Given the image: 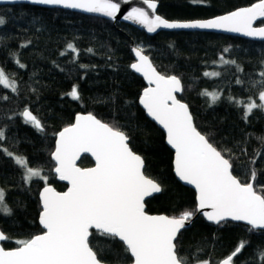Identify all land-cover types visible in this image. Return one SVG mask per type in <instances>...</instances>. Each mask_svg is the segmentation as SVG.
Returning <instances> with one entry per match:
<instances>
[{"label": "trees", "instance_id": "1", "mask_svg": "<svg viewBox=\"0 0 264 264\" xmlns=\"http://www.w3.org/2000/svg\"><path fill=\"white\" fill-rule=\"evenodd\" d=\"M155 1L157 13L162 17L192 20L224 14L258 0ZM0 16L6 20L5 25H0V68L7 74L15 73L18 87V92L14 93L0 86V97H9L0 99V128H5L8 137L2 146L26 157L29 166L43 168L48 176L46 183L58 191H63L66 185L57 181L52 171L51 153L56 133L70 125L77 113H92L102 122L130 133V147L145 158V174L161 182L164 191L145 201L148 213L174 216L185 209H196L194 191L183 186L173 174V153L165 143L164 133L138 103L145 83L130 68L134 61L131 46L142 50L161 74L181 79L184 90L179 99L189 106L198 131L218 150L231 149L238 157L237 165H247L254 150L261 147L255 137L264 136V113L255 111L245 123L244 108L229 103L227 97L231 95L244 101L249 96L257 98L258 89L249 81L259 79L264 41L198 31H160L148 35L125 22L24 3L0 5ZM256 25H264V19ZM29 41V46L21 47ZM69 42L79 50L75 62L73 53L66 47ZM89 48L93 52H88ZM225 48L229 52L224 53V58L235 60L243 72H237L236 65L220 61ZM17 59L26 67L20 68L15 62ZM81 64L89 67L81 68ZM205 72L220 75L206 77ZM237 77L245 83L237 84ZM73 85L78 86L80 101L67 95ZM205 89L219 91L221 100L209 106L208 97L200 95ZM26 106L46 126V135L25 124L20 116L12 115ZM246 137L249 140L245 145ZM244 147L247 155L241 153ZM225 156L227 158V153ZM79 165L88 167L92 161L83 156ZM254 167L259 170L257 186L264 187V155L257 159ZM233 174L242 183L249 182L245 171L235 170ZM22 175L23 171L12 159L0 152V187L5 189V202L13 213L11 217L0 214V230L7 237L2 242L5 249L17 247L16 240L29 239L42 232L38 221L41 211L38 195L45 182L34 179L24 185ZM241 239L249 240L250 244L234 264L246 261L264 264L255 257L257 248L264 249V230L249 233L245 224L237 222L221 227L207 222L201 215L180 235L179 255L188 256L195 264L193 253H196L200 260L211 259L215 264L226 258ZM99 240L104 242L103 237ZM116 247L120 248L118 242ZM198 247L204 251L197 253ZM106 259L108 264H116L114 257Z\"/></svg>", "mask_w": 264, "mask_h": 264}, {"label": "snow or ice", "instance_id": "2", "mask_svg": "<svg viewBox=\"0 0 264 264\" xmlns=\"http://www.w3.org/2000/svg\"><path fill=\"white\" fill-rule=\"evenodd\" d=\"M30 2L80 9L111 18H115L120 10L117 0ZM143 2L148 9L155 10L157 7L155 0ZM200 2L202 0H193V3ZM123 18L143 25L149 33H155L158 29H221L264 39V26L253 25L258 18H264V0L207 20L170 22L154 11L150 15L139 7L132 8ZM5 24V18L0 16V25ZM30 43L21 47H27ZM66 47L73 53L75 62L79 50L71 42ZM87 51L93 52V49ZM134 51L138 62L130 67L142 73L149 84L143 89L139 103L147 115L166 131L167 144L174 149L176 176L195 186L196 209H185L174 216L148 215L144 210L145 198L161 194L164 191L161 182L145 174V158L130 147L131 134L114 124L102 122L92 113L77 114L75 123L56 133V146L51 158L56 164L54 172L60 180L68 181L70 185L65 192H57L46 183L48 176L43 168L29 166L26 157L4 148L3 142L8 137L5 128H0V152L23 171L21 180L24 185H29L34 179L45 182L40 191L42 210L39 224L42 233L29 239L16 240L17 247L11 250L0 246V264H108V256L114 257L116 264H127L128 260L132 264H192L188 256L179 255V237L192 224L198 212L217 226L244 222L249 233L264 230V187L257 186L259 170L254 167L257 159L264 155V136L255 137L261 147L254 150L247 165H237L238 157L231 149L218 150L205 134L198 131L189 106L177 98V94L184 90L181 79L176 75L160 74L149 58L142 55V50ZM228 52V48L223 50L220 61L225 65H236L237 72H243L235 60L224 58V53ZM12 55L16 56L15 53ZM15 62L20 68L26 67L18 59ZM259 63V79L249 81L253 88L258 89L257 98L249 96L244 101L231 95L227 97L229 103L244 108L242 119L245 123L255 111L264 113V59ZM80 67L89 66L81 64ZM203 75L213 77L220 73L205 72ZM235 82L245 83L239 77ZM0 86L18 92L15 73L7 74L0 68ZM32 91L36 92V89ZM67 95L81 100L77 85H73ZM200 95L208 97L209 106L221 100V93L216 90L209 92L205 89ZM0 99L7 100L9 97ZM12 115L20 116L25 124L46 135V126L27 106ZM248 140L246 137L245 145ZM82 152H90L95 157V167L81 169L76 166L75 161ZM241 153L247 155L246 147L241 148ZM235 170L245 171L249 182L242 183L233 174ZM5 197L6 191L0 187V214L11 217L12 209L5 202ZM100 237L104 238L103 243ZM6 239L3 230H0V241ZM249 244L247 239L239 240L227 257L215 264H234ZM203 251L202 247L196 249L197 253ZM193 257L195 264H212L211 259L200 260L196 253H193ZM255 257L257 262L264 261V249L257 248Z\"/></svg>", "mask_w": 264, "mask_h": 264}, {"label": "water", "instance_id": "3", "mask_svg": "<svg viewBox=\"0 0 264 264\" xmlns=\"http://www.w3.org/2000/svg\"><path fill=\"white\" fill-rule=\"evenodd\" d=\"M117 2L120 3V10L117 12L115 18L106 17V16H103V15L98 14V13H88V12H85V11L80 10V9H66V8H63V7H60V6H51V5H39V4H33V3L30 2V0H0V5H12V4H20V3H24V4H29V5L39 6V7L60 8V9L70 10V11L77 12V13H81V14H84V15H89V16L100 17V18H103V19H108V20H111V21H113V22H116V21H119V22H125V23H127V24H130V25L134 26L135 28H137V29H139V30L144 31V32H145L146 34H148V35H153V34H156V33L160 32V31H198V32H211V33H216V34H223V35L235 36V37L245 38V39L254 40V41H264V39H261V38H259V37H249V36H245L243 33H240V32H230V31H225V30H221V29H158L155 33H149V32L147 31V29H146L143 25L138 24V23H136V22L133 21V20H125L123 17H124L129 11H131L132 8H135V7L144 8L145 11H148L150 15L153 13V11L155 12L156 15H160V14L157 13L158 3H157L156 1H155V2H156V4H157V7H156L155 10L148 9L147 5L144 4L143 0H117ZM256 2H258V1H256ZM256 2H254V3H256ZM250 5H251V4H250ZM250 5H248V6H250ZM244 7H247V6H244ZM240 8H241V7H240ZM234 10H235V9H234ZM232 11H233V10H232ZM227 13H228V12H227ZM224 14H226V13H224ZM220 15H223V14H220ZM160 16H161V15H160ZM217 16H219V15H217ZM161 17H162V16H161ZM214 17H216V16H213V17H210V18H202V19H192V20H169V21H170V22H173V21H178V22H188V21H193V20H207V19H211V18H214ZM163 18H164V17H163ZM165 19H166V18H165ZM263 19H264V18H258L257 21H254V22H253L254 27H261V26H264V25H256V23H257L258 21L263 20ZM167 20H168V19H167ZM134 49H138V48H136V47H134V46H131V51H132L133 59H134V61H133L131 64L138 62V58H137V56H136V54H135ZM138 50H140V49H138ZM142 55L147 56V55L144 54L143 52H142ZM147 57H148V56H147ZM148 58H149V57H148ZM149 61L151 62L152 66L155 68V66L153 65V63H152V61L150 60V58H149ZM130 68H131V67H130ZM131 69H132V71H133L136 75H138L140 78L143 79V81H144V83H145V87H144V88L148 87V86H149V84H148V80L144 78L143 74L140 73V72H136L133 68H131ZM155 69H156V68H155ZM156 71H158V70L156 69ZM158 72H159V71H158ZM159 73H160V72H159ZM160 74H161V73H160ZM162 75H164V74H162ZM153 86H154V85H153ZM144 88H143V89H144ZM143 89L141 90L140 95L142 94ZM181 94H182V92L177 94V98H178V99H179V96H180ZM139 97H140V96H139ZM181 101H182V100H181ZM182 102H183V101H182ZM138 103H139V99H138ZM183 103H185V102H183ZM139 105H140V107L142 108V110L145 112L146 116H147V117H148V118H149V119H150V120H151V121H152V122H153V123H154V124H155V125H156V126L162 131V132H163V133H164V136H165V143H166V145L168 146V148H169V149L172 151V153H173V157H172V171H173V174H174L175 178H176V179H177V180H178L183 186H186V187H188V188H190V189H192V190L194 191V193H195V200H196V195H197V193H196L195 186H194V185H191V184H188V183L185 182V181H181V180L176 176V174H175V171H174V164H173V160H174V149H172L171 146L167 144V140H166V131L163 129V127H162L161 125H159L155 120H153L151 117H149V116L147 115L146 110L143 108V106H142L140 103H139ZM77 114H84V115H86V114H88V113H77ZM77 114H76V115H77ZM76 115L74 116V120H73V122H72L71 124L75 123V117H76ZM98 119H99V118H98ZM71 124H70V125H71ZM68 126H69V125H68ZM62 129H63V128H62ZM62 129H61V130H62ZM61 130H59V131H61ZM59 131H58V132H59ZM58 132H57V133H58ZM55 146H56V136H55L54 149H53V151H55ZM53 151H52V152H53ZM83 156H88V157L91 159V161H92V165H90V166H88V167H82V166H80V165H79V161H80V159H81ZM51 160L54 162V168H55V166H56L55 161H54L52 158H51ZM75 163H76V166H77L78 168H81V169H88V168H93V167L96 166L95 157L92 156V154H91L90 152H82V153H80L79 156L77 157ZM54 168H53L52 171H53L54 175L56 176L57 181H59V182L65 184V185H66V188H65L63 191H58V190L55 189L52 185H50V184H48V185L51 186V187H53L57 192H65V191H67L68 187H70L68 181H62V180H60L58 174H56V173L54 172ZM43 187H44V186H43ZM43 187L40 189V191L43 189ZM40 191H39V195H38V197H39V201H40ZM155 195H156V194H155ZM153 196H154V195H153ZM149 198H151V197H149ZM149 198H145V201H146L147 199H149ZM145 201H144V210H145V212H146L148 215H166V214H162V213H160V214H158V213H156V214L148 213V212L146 211ZM40 207H41V201H40ZM196 207H197V200H196ZM41 210H42V209H41ZM205 211H208V209H205ZM199 215H201V216L206 220V218L203 216V213H202V212H198V213H196V215H195L194 218H196V217L199 216ZM194 218H193V219H194ZM38 221H39V217H38ZM206 221H207V220H206ZM207 222H210V221H207ZM210 223H212V222H210ZM237 223H242V224H244V222H237ZM40 227H41V229H42V226H41V225H40ZM42 231H43V229H42ZM41 233H42V232H41ZM41 233H39V234H41ZM3 234H4V233H3ZM4 235H5V234H4ZM3 241H4V240H3ZM3 241H0V246H2V242H3ZM2 247H3V246H2ZM12 249H13V248H12ZM5 250H11V249H5ZM129 264H132V262L129 263Z\"/></svg>", "mask_w": 264, "mask_h": 264}]
</instances>
